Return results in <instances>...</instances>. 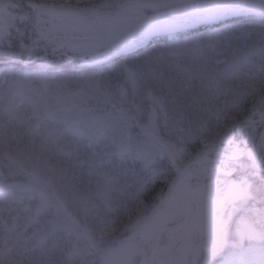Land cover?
<instances>
[{"label":"snow or ice","instance_id":"6c2138e0","mask_svg":"<svg viewBox=\"0 0 264 264\" xmlns=\"http://www.w3.org/2000/svg\"><path fill=\"white\" fill-rule=\"evenodd\" d=\"M0 264H264V0H0Z\"/></svg>","mask_w":264,"mask_h":264}]
</instances>
